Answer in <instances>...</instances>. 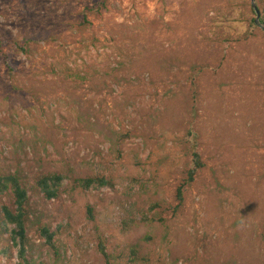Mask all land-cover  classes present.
<instances>
[{
    "label": "rangeland",
    "instance_id": "rangeland-1",
    "mask_svg": "<svg viewBox=\"0 0 264 264\" xmlns=\"http://www.w3.org/2000/svg\"><path fill=\"white\" fill-rule=\"evenodd\" d=\"M255 17L251 0H0V174L29 188L33 264H105L101 243L116 264H264ZM191 139L206 166L174 211ZM51 172L71 178L48 200ZM142 214L165 222L125 225ZM2 236L0 264H17Z\"/></svg>",
    "mask_w": 264,
    "mask_h": 264
},
{
    "label": "trees",
    "instance_id": "trees-1",
    "mask_svg": "<svg viewBox=\"0 0 264 264\" xmlns=\"http://www.w3.org/2000/svg\"><path fill=\"white\" fill-rule=\"evenodd\" d=\"M264 0H257L261 9V21L264 22V9L260 3ZM252 24L257 26L254 19ZM191 136V133H189ZM191 150V167L187 171V176L178 185L176 190L177 205L173 207L176 211L184 200V195L187 187L192 183L199 171L202 170L206 163L204 162L203 155L199 149L196 140H188ZM71 178L69 174L63 172H51L40 175L36 180V189L42 193L46 199H56L65 190L68 180ZM74 181L84 190L89 189H102L104 187H112L113 182L106 176H88L74 179ZM0 194L8 195L10 197V204L0 203V240L3 234H7L8 242L11 247L5 249V252L11 251L14 248L17 251L18 263L17 264H33L28 256L29 236L28 228L31 216L30 194L29 188L24 183L21 176L17 173L0 174ZM156 221L165 222L163 217H153L148 214H142L135 219L125 220V225H132L136 223H154ZM42 237L47 244L55 247L56 232L51 230L49 226L44 225L40 228ZM99 250L104 256L105 264H116L112 261L106 245L101 243Z\"/></svg>",
    "mask_w": 264,
    "mask_h": 264
},
{
    "label": "water",
    "instance_id": "water-1",
    "mask_svg": "<svg viewBox=\"0 0 264 264\" xmlns=\"http://www.w3.org/2000/svg\"><path fill=\"white\" fill-rule=\"evenodd\" d=\"M251 5H252V8L254 9V11L256 12V17H255V23L261 28L264 30V22L261 21V16H262V13H261V10L257 4V1L256 0H251Z\"/></svg>",
    "mask_w": 264,
    "mask_h": 264
}]
</instances>
